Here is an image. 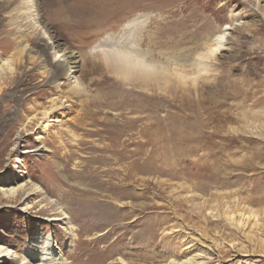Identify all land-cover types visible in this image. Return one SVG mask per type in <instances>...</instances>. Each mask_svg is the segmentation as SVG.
I'll use <instances>...</instances> for the list:
<instances>
[{
    "label": "rangeland",
    "instance_id": "374dc122",
    "mask_svg": "<svg viewBox=\"0 0 264 264\" xmlns=\"http://www.w3.org/2000/svg\"><path fill=\"white\" fill-rule=\"evenodd\" d=\"M35 5L41 24L63 51L79 56L76 75L85 86L92 79L88 90L93 93L102 76L87 75L81 69L82 59L105 35L128 36L125 25L137 16H148L139 34L141 52L151 53L163 65L185 60L184 74L190 80L181 85L172 77L167 88L160 84L153 92L138 90L142 94L138 124L156 115L157 132L126 133L121 137L123 146L116 148L127 155L135 141L140 143L139 173L124 182L119 172L132 159L113 160L108 167L114 175L101 176L105 186L94 187L87 186L90 176L83 181L70 175L82 172V162L92 156L90 143L78 149L73 139L89 140L96 155L103 154L98 149L111 141L84 135L85 129L101 128L98 123L85 129L60 125L76 117V108L54 117L58 122L45 132L41 124L21 132L36 101L46 103L51 85L41 82L36 64L25 60L17 66V75L0 88V246L10 250L1 255L0 264H20L38 232L52 229L59 244L62 233L54 226L57 222L38 210L48 200L68 207L63 190L75 189L80 195L83 187L95 199L88 212L78 205L67 210L75 237L69 251L62 246L64 264H166L196 256H202L200 264H264V1L35 0ZM5 18L0 12V56L14 46ZM232 22L226 50L215 55L211 72L197 76L191 64L203 42ZM27 44L31 57L47 59L52 70L39 40L34 37ZM145 86L149 89L151 82ZM105 109L97 117H112ZM178 130L193 132L181 147L191 152H169L175 146L168 139ZM59 131L71 144L69 161L64 150L53 154L58 146L52 143L53 136ZM16 185L25 186L21 199L34 193L33 188L38 192L24 203L11 202L1 188Z\"/></svg>",
    "mask_w": 264,
    "mask_h": 264
},
{
    "label": "bare ground",
    "instance_id": "6f19581e",
    "mask_svg": "<svg viewBox=\"0 0 264 264\" xmlns=\"http://www.w3.org/2000/svg\"><path fill=\"white\" fill-rule=\"evenodd\" d=\"M255 1L259 2L264 0ZM35 6V0H0V12L4 13L6 17L5 22L11 28L10 32L13 31V34L10 36L8 33V36L14 42L11 52L6 56H0V88L8 78L10 79V77L14 76L17 66L23 64L25 60L28 63L36 64L38 67L37 70L42 77L41 82L44 81V84L47 85L49 81L51 85V89H49L51 92L46 97V103L36 101L31 108L32 111L27 118V122L21 126V132H28V128L35 124H41L43 126L42 130L45 132V130H49L53 126L54 122H58V120L54 121V117L64 112L69 114L76 108V117L74 119L64 120L60 125L72 126L75 129H85L87 126H94L98 123L101 128L85 129L84 135L88 137L97 136L100 139L107 137L111 141V145L99 148L98 150H101L103 154L96 155L97 148L89 140L87 142L82 138H76L74 135L73 146L80 149L87 145V143H90L91 147L87 148L91 149L92 156L85 162H82V172L78 174L74 170L70 175L74 177L78 176L79 179L80 177L83 179L85 176H90V179L87 180V186L103 187L101 185L103 184L105 186V182L101 181L100 177L107 176L108 178L114 175L113 169L108 167L112 161L120 162L130 158L132 161L125 165V167H121L122 170L119 173L123 176L122 181H131L139 173L140 143L135 141L133 143L134 149L126 155V152L124 153L121 152L123 150L119 151L117 149L118 145L123 146L124 144L121 141V137L126 133L134 136L145 133L153 136L158 129L156 115L148 116V123L138 124L141 121V117L137 112V108L138 102L142 98V94L139 91L144 88L146 92H149V90L153 92L154 90L152 88L161 85L167 88L171 84L172 77L181 85H185L186 81L190 80V77L184 74L185 60L173 59L172 63L167 62L166 65H163L155 61L151 53L141 52L139 48V34L148 16H137L129 20L125 25L128 36L124 34L118 39H115L112 34L105 35L90 47L87 55L89 59H82L83 64L81 63V69L87 75L95 73L102 76V79L95 83L96 89L94 90L95 93H93V91L88 90L92 79H89L88 84L85 86L79 76L76 75L78 72L77 63H79V56L76 52L63 51L62 46L55 41V38L49 34L47 28L41 24L40 15ZM233 24V22L224 24L218 32L203 42L201 50L197 52L193 64H191L195 68L197 76H201L202 74L207 75L211 72L215 55L226 50L227 31ZM34 37L43 45L45 56L50 59L53 65L52 70L47 68L45 64L47 59L41 60L40 57L37 59L33 56V58L31 57L32 49L28 46L27 41ZM171 66L173 67L171 68ZM107 77L114 78L116 81L108 80V82ZM83 79L87 80L88 78L85 76ZM147 82H151L149 89L145 86ZM125 86L128 88H124ZM104 108L113 113L112 117L108 118L105 115L100 118L97 117L103 113ZM63 133V131H59L53 136L55 140L52 143L56 142L58 144L53 154L59 150H64L63 157L69 161L73 153H70L71 151L67 148L71 144H67L62 139ZM191 133L193 132H184L183 130L173 131L172 134L174 136L169 137L168 141L175 148L166 151H169L173 155L191 152L192 149L185 150V152L181 149L183 144L188 143L191 138ZM20 138V134L17 133L16 139ZM176 145L179 147H176ZM106 152H109L110 156H108V153L107 155L104 154ZM100 169L101 171H98ZM74 184L77 187L80 186V183L76 182ZM24 187L23 185H16L15 187L11 186L7 189L1 188L2 195L11 202L19 200V203H24L30 195L38 192L33 188L32 191L34 193L30 192L24 199H21V195L26 191ZM74 191L75 189L63 190V194L70 201L68 207H63L58 202L48 200L38 210L40 214L49 213V220L57 222L56 224L54 223V226L60 229L62 233L59 244L52 229L51 233H36L32 241L27 245V252L22 260H20V264H64L65 259L63 258V253L65 250L62 249V246L63 244L64 246L66 245L65 249L69 251L72 247V240L75 237V228L71 224L72 221L67 210L69 211L72 205H78L81 211L88 212L90 210L88 207L89 202L95 199V194L89 188L83 187L80 190V195H75ZM24 206L23 210L25 211L28 207L26 204ZM9 251L8 248L4 249L0 246V257L3 254H8ZM201 258L202 256H196L194 259L180 260L178 262L169 261L166 264H200Z\"/></svg>",
    "mask_w": 264,
    "mask_h": 264
}]
</instances>
